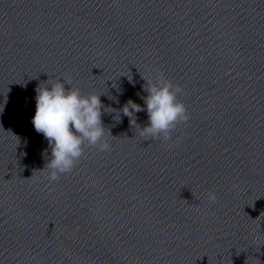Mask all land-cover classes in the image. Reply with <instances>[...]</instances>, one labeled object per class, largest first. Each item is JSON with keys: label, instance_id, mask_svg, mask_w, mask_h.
<instances>
[{"label": "clouds", "instance_id": "9594fccd", "mask_svg": "<svg viewBox=\"0 0 264 264\" xmlns=\"http://www.w3.org/2000/svg\"><path fill=\"white\" fill-rule=\"evenodd\" d=\"M53 81L49 83L48 80L37 87L36 111L32 118L35 131L43 133L51 149V159L42 170L46 171L49 182L72 172L84 157L86 147L101 152L111 150L101 120L104 105L100 95L82 94L78 87L64 79V82L57 78ZM65 83L71 87L66 89ZM144 91L147 92L143 97L147 125L140 127L137 124L135 114L144 108L131 99L122 107L123 115L129 118L133 127L139 128L138 135L145 140H159L169 147L178 146L182 138L173 139V134L179 126L191 120V113L179 99L184 94L183 87L157 69L155 77L146 80ZM206 199L211 204L218 202L217 194L211 189L207 190Z\"/></svg>", "mask_w": 264, "mask_h": 264}]
</instances>
